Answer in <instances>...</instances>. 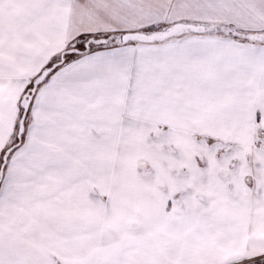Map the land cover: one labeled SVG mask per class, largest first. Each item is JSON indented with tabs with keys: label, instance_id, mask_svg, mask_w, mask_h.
Masks as SVG:
<instances>
[{
	"label": "snow or ice",
	"instance_id": "snow-or-ice-1",
	"mask_svg": "<svg viewBox=\"0 0 264 264\" xmlns=\"http://www.w3.org/2000/svg\"><path fill=\"white\" fill-rule=\"evenodd\" d=\"M0 264H264V0H0Z\"/></svg>",
	"mask_w": 264,
	"mask_h": 264
}]
</instances>
